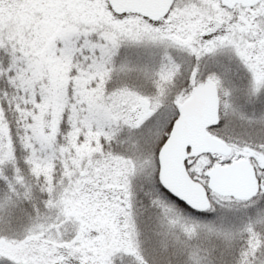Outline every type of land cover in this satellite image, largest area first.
Returning a JSON list of instances; mask_svg holds the SVG:
<instances>
[{"label":"snow or ice","instance_id":"1","mask_svg":"<svg viewBox=\"0 0 264 264\" xmlns=\"http://www.w3.org/2000/svg\"><path fill=\"white\" fill-rule=\"evenodd\" d=\"M0 264H264V0H0Z\"/></svg>","mask_w":264,"mask_h":264}]
</instances>
